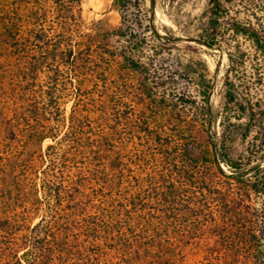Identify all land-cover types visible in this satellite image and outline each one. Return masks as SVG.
Masks as SVG:
<instances>
[{
    "label": "rangeland",
    "instance_id": "obj_1",
    "mask_svg": "<svg viewBox=\"0 0 264 264\" xmlns=\"http://www.w3.org/2000/svg\"><path fill=\"white\" fill-rule=\"evenodd\" d=\"M16 3L20 1L0 0V264H27L25 253L31 246L28 234L42 218L55 232L63 227L72 233L76 222L84 219L82 208L91 205L88 211L93 214L89 218L92 221L128 205L127 198L134 205L129 208L128 217L117 221V229L139 239L147 231L144 218L164 220L166 228L159 227L162 234L166 233V246L175 254L176 264H218L220 257L212 255L211 249L215 246V222L222 216L219 202L214 198L215 176L219 173L206 160L211 158V143L225 144L229 156L237 160L246 156L247 147L257 142L255 130L242 137L247 117L237 118V105L230 104L226 111L228 73L236 84L254 83V91L264 96V72L257 69L251 42L243 38L231 40L232 34L223 21L225 39L219 40L220 48L198 43L203 26L210 20V0H141L140 10L135 6L120 8L115 0H81L84 30L96 34L97 40H129L110 35L114 30H126L124 16L128 21L144 17L146 25L153 18L165 38L155 37L152 30H140L133 33L137 36L134 40L175 41L172 51L166 54V76L172 69L178 79L176 91H186L197 99L199 106L200 91L208 88L214 114L210 122L204 123L192 106L179 105L171 115L166 109V122L165 114L154 110L138 115L134 118L137 123L132 125L122 120L120 133L124 142L119 141L103 168L98 157L91 159L79 146L87 142V135L95 138L112 130V115L101 124L94 112L101 102L112 101L111 96L116 100L125 97L121 90L137 85L140 76L124 69L118 59L116 72L106 84L82 85L66 56L69 40H46L44 44L34 40H4V18L24 16L28 8L25 4L19 5L18 12ZM237 43L246 53L244 63L237 67L238 73L230 71L233 65L229 60V52ZM29 56L33 61L35 58L43 62V66L38 73L25 75L18 68L28 62ZM115 78L121 82L122 89L112 94L110 87ZM47 98L51 105L43 108ZM75 104L81 114L78 130L72 125ZM38 106L40 115L36 112ZM226 112L230 121L223 122ZM23 114L27 115L26 119H21ZM186 118L190 123L182 129ZM224 124L228 129H236L230 140L225 137L228 131ZM18 125L30 130L40 126L52 128L56 141L33 139L18 131ZM183 134H187L188 140L192 137L189 141L195 144V150L190 153L194 161L185 173L179 167L182 164L180 146L174 142L176 139L183 142ZM50 145L53 147L49 148ZM113 157L119 161L116 168L111 165ZM171 157L177 160V165ZM260 163L264 166V159ZM222 167L231 172L226 164L222 163ZM187 178L196 179L186 184ZM50 188L61 191V200L55 198ZM73 198H81L85 206L75 210ZM261 200L253 196L256 206ZM94 211L99 216H94ZM78 256L84 259L81 253ZM139 257L142 264H160L145 250L138 257L136 254L124 259L121 253L110 249L105 251L103 264H138Z\"/></svg>",
    "mask_w": 264,
    "mask_h": 264
},
{
    "label": "trees",
    "instance_id": "obj_2",
    "mask_svg": "<svg viewBox=\"0 0 264 264\" xmlns=\"http://www.w3.org/2000/svg\"><path fill=\"white\" fill-rule=\"evenodd\" d=\"M19 1L20 3H16L14 7L19 12L20 7L25 4V7H28L26 14L20 17L9 15L4 18V40H34L43 44L46 40H69L66 56L75 77L82 85L106 84L109 76L116 72L115 62L118 59L121 60L124 69L140 76L141 80L137 85L131 84L125 90L116 78L112 80L111 93L113 94L116 89H122L125 97L121 96L116 100L111 96L112 101L101 102L100 108L94 112L101 124L106 122L109 114L112 115V130L95 138L87 135L85 136L87 142L79 146L84 153L91 155V159L98 157L103 168L108 165L109 155L116 151L119 141L124 142L120 133L122 120L132 125L138 115L146 113L147 110H154L164 113L166 122V109L171 115L179 105L192 106L197 110L198 118L204 123L210 122L214 117L208 88L200 91L202 103L199 106L197 99L186 91H176L178 79L172 69L168 70L166 76V54L172 51L175 41L153 40L148 43L147 40H134L137 36L134 37L133 33L140 30H152L155 37L165 38L154 24L153 18L150 19L152 22L146 25L144 17L137 16L128 21L124 16L126 30L123 28L114 30L110 35L129 40H97L96 34L84 30L81 0ZM210 3V20L203 26L198 43L208 48H220L219 40L225 39L223 35L225 31L222 28L225 21L228 25L227 30L232 34L231 40L243 38L251 42L258 62L257 69L264 72V2L210 0ZM115 4L123 9H127L128 6H135L138 10L141 8V0H115ZM245 56L246 53L237 43L235 49L229 52V60L233 65L230 71L238 73L237 67L244 63ZM53 57L57 55L54 54ZM34 60L29 56L28 62H23L18 70L25 75L30 72L38 73L43 62L36 61L35 58ZM226 82V111L229 110L230 104H236L237 118L241 119L242 115L247 117L242 137H247L254 130L258 135L255 136L257 142L247 147L248 154L237 160L229 156L225 144L222 146L217 142L210 144L212 154L206 162L215 165L219 173V176H215L214 198L219 202V211L222 214L215 222V246L211 252L212 255L220 257L218 264H264V166L260 163L264 159V96L254 91L252 82L241 81V84H236L231 80L230 73L226 76ZM21 85L24 87L23 82ZM50 105L49 98L45 99L43 108ZM40 110L41 107L38 106L37 115H40ZM26 117L27 115L23 114L21 119ZM229 119L228 113L223 122L230 121ZM189 123L190 120L186 118L181 128L185 129ZM80 124L81 114L75 104L72 114L73 129L78 130ZM224 127L226 132L228 131L225 137L230 140L236 129H228L226 124ZM17 129L36 140L44 141L50 138L56 141V133L52 128L40 126L30 130L18 125ZM185 136L184 134L182 136L183 142L171 140L180 146L178 153H181L182 157V164L179 166L183 169L180 170L181 173L182 171L185 173V169L191 167L190 163L194 161L190 158V153L195 150L194 141L190 142L192 137L188 140ZM52 147L53 145L49 146ZM170 160L177 165L175 158L171 157ZM222 163L231 169L230 173L223 169ZM111 165L116 168L119 161L113 157ZM180 175L185 178L183 174ZM192 179L187 178L186 184L196 178ZM50 191L55 193L58 201L61 200L60 190L50 188ZM254 195L262 199L258 206L253 201ZM80 199L73 198L75 210L85 206L84 201ZM112 201L115 202V199ZM126 202L129 204L115 209L109 216L98 217L92 221L89 218L93 217V214L88 211L91 205H88L89 208H82L85 209L84 219L76 222L72 233L64 231L63 227L55 232V228L45 225V219L42 218L28 234L27 241L31 246L25 253L27 264H103L106 261L104 254L108 249L121 253L124 259L136 254L138 257L142 250H145L156 259L155 263L176 264L173 258L175 254H171L170 246H166V233L162 234L159 227L166 228V221L144 218L147 231L139 239H133L115 227L118 220L124 216L128 217L129 208L134 205L131 198H127ZM94 212L96 213L94 216H99V212ZM80 253L84 259L78 256ZM138 259L140 262V257ZM142 263L143 261L138 264Z\"/></svg>",
    "mask_w": 264,
    "mask_h": 264
}]
</instances>
